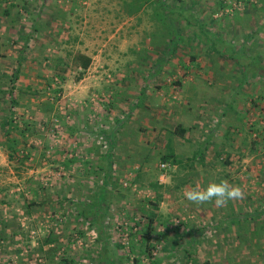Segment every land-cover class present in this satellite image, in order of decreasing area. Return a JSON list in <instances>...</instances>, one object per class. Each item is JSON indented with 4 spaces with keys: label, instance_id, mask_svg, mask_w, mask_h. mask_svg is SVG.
<instances>
[{
    "label": "rangeland",
    "instance_id": "1",
    "mask_svg": "<svg viewBox=\"0 0 264 264\" xmlns=\"http://www.w3.org/2000/svg\"><path fill=\"white\" fill-rule=\"evenodd\" d=\"M182 1L177 38L144 0H0V264H264V0ZM222 179L245 197H183Z\"/></svg>",
    "mask_w": 264,
    "mask_h": 264
},
{
    "label": "crops",
    "instance_id": "2",
    "mask_svg": "<svg viewBox=\"0 0 264 264\" xmlns=\"http://www.w3.org/2000/svg\"><path fill=\"white\" fill-rule=\"evenodd\" d=\"M165 1L166 0H161V3L162 4H164V5H166L165 4ZM149 2H152V0H150ZM185 2L188 4L187 6L189 7L188 9H189V11L188 12H191V13H195V15H194V17L192 18V15H191V18H190V20H193V21H195V22H198L199 20H202V17L201 18H197V17H195L196 16V14H199L200 13V7H203V6H205V4L207 3V1L206 0H185ZM182 3H183V1L182 0H175V2H174V4L172 5V7H178V8H180V10H179V12H178V14L181 12V9H182ZM177 5V6H176ZM254 5V4H253ZM7 11H5V13H6ZM172 14H174V13H172ZM4 15V14H3ZM160 16H161V14H160ZM161 18H166V17H162L161 16ZM168 19V18H167ZM164 20V19H163ZM169 20L173 23L172 24V26H175L176 28L173 30V32H175V33H177L178 35H177V38H179L180 36L181 37H183V34L181 33V31L182 30H179L178 28H179V26H178V24H177V22H179V19H177L176 17H169ZM187 21H189V19H187ZM190 22V21H189ZM176 23V24H175ZM181 34V35H180ZM194 36V35H193ZM202 37V36H201ZM201 37L199 38V36L197 35L196 36V38L197 39H201ZM203 38H206V37H203ZM204 40V39H203ZM175 43H176V40L174 41ZM211 45L212 44H214L213 42H211L210 43ZM210 46V45H209ZM190 49H192V47H189L188 49H187V53H190L191 52V50ZM214 52H216L217 54H220V55H222V53H220V51H219V48L218 47H215L214 49H213V53ZM82 53L83 54H85V56L87 57V58H89V57H91L92 58V54H91V52H86V51H82ZM94 58H96V57H94ZM87 60V59H86ZM95 63H97V60L95 59V61H93V60H91V61H88V63L86 64V66H84V64L82 65V63H77V68H79V69H81V68H83V69H85V70H88V69H90ZM203 64V61H201V63H200V65L198 64V63H196L195 65V68H199V66H201ZM204 64H206V62L204 61ZM88 80V79H87ZM84 81H86V78H80L77 82V86H76V88H75V93L74 94H71V97H74L75 99H77L78 98V100L80 99L81 101H84L85 102V100L87 101L88 99H89V97H91L92 95L91 94H93L94 92H97V90H95V88H94V84L92 83L93 82V79H91V81H90V93H86V92H84L85 91V87H84V85H83V83H84ZM91 95V96H90ZM89 96V97H88ZM182 99H184V102H183V105L181 106V108H180V111L181 112H187V113H190L191 112V110H192V108H193V104H194V102H196V101H205V100H209V101H212V100H214V98L213 97H182ZM113 100V97H112V99H111V101ZM215 101V100H214ZM206 103L205 102H203L202 104H200V106H198V105H196V107H194V109L195 110H197L196 111V113H195V115L193 116V117H199V111H200V109H202V111L204 110L203 108H202V106H204ZM76 109H75V112L74 113H76V115H75V118H76V121L75 122H77L78 121V118L80 117L81 118V113H79V111H83V110H79L77 107H75ZM88 108V107H87ZM181 112H179V115H182V113ZM87 116V115H86ZM113 117V116H112ZM82 119V118H81ZM83 120V119H82ZM193 122V121H192ZM80 127H81V129L79 130L78 129V131H75V133L76 134H80L81 135V141L79 142V144H81L82 142H83V140H87V138H83V135L84 134H91L92 132L94 133L95 131H94V125H93V123H90V125H88V124H86L85 122H84V120H83V123H81L80 124ZM89 129V130H88ZM67 136H68V132L66 131V130H64V137H65V140H64V142L66 143V142H68V141H70V140H72L73 138H68L67 139ZM76 142V141H75ZM92 143V141H90V143L89 144H91ZM84 144V143H83ZM82 148V147H81Z\"/></svg>",
    "mask_w": 264,
    "mask_h": 264
},
{
    "label": "clouds",
    "instance_id": "3",
    "mask_svg": "<svg viewBox=\"0 0 264 264\" xmlns=\"http://www.w3.org/2000/svg\"><path fill=\"white\" fill-rule=\"evenodd\" d=\"M183 197L193 204L214 202L217 208H221L225 207L229 201L242 200L245 197V191L239 185L222 179L219 182H209L203 187L196 183L184 190Z\"/></svg>",
    "mask_w": 264,
    "mask_h": 264
},
{
    "label": "trees",
    "instance_id": "4",
    "mask_svg": "<svg viewBox=\"0 0 264 264\" xmlns=\"http://www.w3.org/2000/svg\"><path fill=\"white\" fill-rule=\"evenodd\" d=\"M145 2L146 1H150V0H144ZM152 3L153 4H155V6H157L158 8H160V10H161V16L162 17H166V11H165V9H164V6H163V4L161 3V1H159V0H152ZM138 8V7H137ZM167 18V17H166ZM168 21L170 22V24H173L170 20H169V18H168ZM86 59V58H85ZM88 63V59H87V61L84 63V66H86V64ZM175 129L176 130H178L179 132H181V133H183L184 131H185V129L183 128V127H181L180 125H178V126H176L175 127ZM9 152H11L12 150H13V147H10L9 146ZM169 154H167V155H164L163 157H162V161H171L172 163H177V162H179V163H181V160L178 158L177 159V156L175 155V153H173V150H172V148H169V152H168ZM11 158L13 157V156H10ZM189 160V159H188ZM193 160V158L192 159H190V161H192ZM94 204V207H96L97 208V210H99V211H102L103 210V208H101V207H99V206H97V204L98 203H96V202H94V203H92V205ZM95 204H96V206H95ZM151 221V220H150ZM148 230L149 229H147L146 231H145V235H144V237H145V240H146V247H148V243H149V240H150V237H149V232H148ZM51 241H52V239L51 238H47V239H45V243H51Z\"/></svg>",
    "mask_w": 264,
    "mask_h": 264
},
{
    "label": "built area",
    "instance_id": "5",
    "mask_svg": "<svg viewBox=\"0 0 264 264\" xmlns=\"http://www.w3.org/2000/svg\"><path fill=\"white\" fill-rule=\"evenodd\" d=\"M238 3L237 4V7L238 9L242 10L244 8V6L249 2H253L252 0H236ZM167 166V164H161V167L162 168H165Z\"/></svg>",
    "mask_w": 264,
    "mask_h": 264
}]
</instances>
